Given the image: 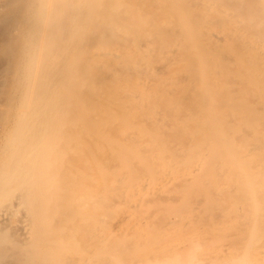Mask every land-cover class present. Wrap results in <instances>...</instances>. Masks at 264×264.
<instances>
[{
	"label": "bare ground",
	"instance_id": "1",
	"mask_svg": "<svg viewBox=\"0 0 264 264\" xmlns=\"http://www.w3.org/2000/svg\"><path fill=\"white\" fill-rule=\"evenodd\" d=\"M21 5L0 264H264V0Z\"/></svg>",
	"mask_w": 264,
	"mask_h": 264
},
{
	"label": "rangeland",
	"instance_id": "2",
	"mask_svg": "<svg viewBox=\"0 0 264 264\" xmlns=\"http://www.w3.org/2000/svg\"><path fill=\"white\" fill-rule=\"evenodd\" d=\"M21 4H22V0H5L4 4L0 6V113H1V109L4 108L5 102L7 100L6 98H8L10 94L13 81H14V57L7 54L5 52V49L7 47V44L11 42V40H13V38H11L13 35L12 34L13 31L10 30L9 28H11V25L15 24L14 22L18 20L20 9L22 6ZM2 130H3V126H2L1 118H0V142L2 138ZM0 157H1V148H0ZM22 209H20L21 213L23 211ZM22 216L23 215H21L20 217ZM5 231L9 233V230H5ZM13 239H14V236H13ZM33 241L34 239L31 238L30 242L32 244L36 243V242L33 243ZM4 244L6 246H9L11 243L6 244V242H4L3 245ZM28 244L31 245L30 243ZM29 245L26 248L27 250L31 249V246ZM5 260L6 259H4V261ZM35 263L37 264L39 262H35Z\"/></svg>",
	"mask_w": 264,
	"mask_h": 264
}]
</instances>
